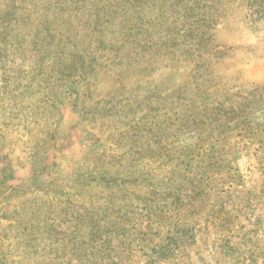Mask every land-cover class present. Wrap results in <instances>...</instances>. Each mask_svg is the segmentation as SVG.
<instances>
[{
    "label": "rangeland",
    "instance_id": "1",
    "mask_svg": "<svg viewBox=\"0 0 264 264\" xmlns=\"http://www.w3.org/2000/svg\"><path fill=\"white\" fill-rule=\"evenodd\" d=\"M0 264H264V0H0Z\"/></svg>",
    "mask_w": 264,
    "mask_h": 264
}]
</instances>
